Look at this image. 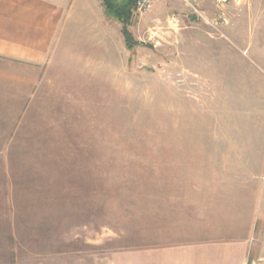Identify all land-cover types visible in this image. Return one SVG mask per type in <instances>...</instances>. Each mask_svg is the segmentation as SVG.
Here are the masks:
<instances>
[{"label":"rangeland","instance_id":"1","mask_svg":"<svg viewBox=\"0 0 264 264\" xmlns=\"http://www.w3.org/2000/svg\"><path fill=\"white\" fill-rule=\"evenodd\" d=\"M74 8L31 96L0 100V264H133L190 236L177 215L205 175L218 179L205 203L237 214L221 236L245 235L264 264V48L184 0L132 8V49L99 4Z\"/></svg>","mask_w":264,"mask_h":264},{"label":"crops","instance_id":"2","mask_svg":"<svg viewBox=\"0 0 264 264\" xmlns=\"http://www.w3.org/2000/svg\"><path fill=\"white\" fill-rule=\"evenodd\" d=\"M89 1L91 5L94 2L99 4L102 14L111 16L101 0ZM184 1L192 14L199 18H207L206 13L212 11L220 28L226 33L221 32L222 36L237 37L238 25L241 28L243 26L241 23H245L246 40L253 39L252 44L264 48V0ZM78 4L79 0H0V100L23 101L31 96L39 82L50 47L55 41L58 24L75 20L74 16L77 14L74 11L77 9L74 7ZM69 5L71 13L67 14ZM206 7L211 9L208 10ZM85 9L93 16L94 13L89 11L88 6H85ZM60 37L61 34L59 40ZM248 48H254V52L258 51L249 41L243 50ZM17 115L20 114H14L13 117ZM228 160L226 159V163H229ZM225 165L222 170L225 181L236 180L234 173L227 175L229 168L227 164ZM211 170L216 171L215 168ZM206 176L204 180L206 184L196 188L200 196L196 200L197 208L192 209L190 213L183 212L177 215V222L182 223L185 229L189 228L190 236L176 237L167 243L140 249V255L138 251L135 252L133 264H252L249 263L253 261L249 259V240L245 235L243 238L221 236L224 233L220 223L227 219L229 223L233 221L235 224L237 214L233 216L226 212L215 214L211 210L214 203L212 201L205 203L207 200L203 198L215 197L217 188L213 183L218 182V179L215 180L211 176L207 179ZM194 187L190 186V190L195 191ZM201 198L203 203H197ZM204 205L209 208L206 210L203 208ZM249 223V228L252 229V220ZM225 228L229 235L230 230L234 231L236 226L227 224Z\"/></svg>","mask_w":264,"mask_h":264},{"label":"trees","instance_id":"3","mask_svg":"<svg viewBox=\"0 0 264 264\" xmlns=\"http://www.w3.org/2000/svg\"><path fill=\"white\" fill-rule=\"evenodd\" d=\"M107 13L115 17L122 25V34L128 49L135 46L130 33L127 31L129 20L131 17V9L136 0H101Z\"/></svg>","mask_w":264,"mask_h":264},{"label":"built area","instance_id":"4","mask_svg":"<svg viewBox=\"0 0 264 264\" xmlns=\"http://www.w3.org/2000/svg\"><path fill=\"white\" fill-rule=\"evenodd\" d=\"M162 0H136L133 5V12L137 15H143L148 12L155 4ZM197 13V11H195Z\"/></svg>","mask_w":264,"mask_h":264}]
</instances>
